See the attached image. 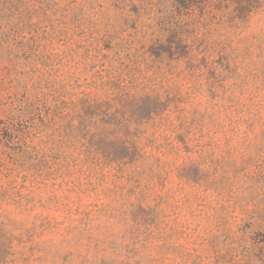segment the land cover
Listing matches in <instances>:
<instances>
[{
    "label": "clouds",
    "instance_id": "9594fccd",
    "mask_svg": "<svg viewBox=\"0 0 264 264\" xmlns=\"http://www.w3.org/2000/svg\"><path fill=\"white\" fill-rule=\"evenodd\" d=\"M28 7V23L48 39L17 64L26 75L13 83L27 99L14 98L0 115L13 125L12 176L43 156L51 171L91 173L113 192L96 239L73 247L41 227L55 210L54 188L4 182L0 242L10 255L0 264H65L70 251L78 255L69 264H264L250 239L264 230V0H31ZM12 9L0 0L6 57L23 38L8 35L17 23ZM173 36L185 54L169 43ZM54 54L57 62L41 69L39 58ZM26 104L40 108L43 123L22 111ZM114 148L136 155L114 159ZM137 203L156 210L152 222L133 219Z\"/></svg>",
    "mask_w": 264,
    "mask_h": 264
},
{
    "label": "rangeland",
    "instance_id": "374dc122",
    "mask_svg": "<svg viewBox=\"0 0 264 264\" xmlns=\"http://www.w3.org/2000/svg\"><path fill=\"white\" fill-rule=\"evenodd\" d=\"M10 2L13 5L10 17L14 18L17 23L12 25L8 35L13 39L17 37L23 38L19 39L17 43L19 51L14 56L9 51L7 57L11 58L8 59L7 64L0 63V115L3 114L5 106L14 98L20 102L27 99V91H17L16 89L20 87V84L19 82L13 83L17 76L26 75V73L18 70L17 64H26L27 61L31 60L35 50L40 46V42L48 39V36L44 31H41V28L37 24L28 23L33 18V14L28 7L31 0H10ZM74 2L75 0H73ZM217 7H220V5H217ZM77 15L78 13L74 12L73 20L77 18ZM7 18L0 11V25ZM33 32L37 33V35H33ZM169 43H175L176 51L185 54L183 46H179L178 40L174 36L169 38ZM104 47L107 49L109 45L105 44ZM157 50L165 51V48L161 45ZM169 55H171V51H169ZM7 57L0 50V61L5 60ZM39 60L41 69L46 68L49 61L53 63L57 62L55 54L48 57V59L40 57ZM62 103L67 102L63 101ZM146 108L147 105L145 104L143 111H146ZM24 110L29 113L30 118H33L32 114L36 113L41 123H43V116H39V107L34 104H26L25 109H22V111ZM85 111L87 113L91 110L86 109ZM47 114L48 110L45 109L44 115ZM0 125H5L0 127V189L4 188V182H8L9 187L18 184L22 189H27L37 182L41 185H48L54 188L58 194L53 204L55 210L51 213V219L45 217V221L42 222L41 227L46 233L55 237H70L71 239L68 242L73 247L91 244L96 239L93 232L100 228V225L96 222L108 215L106 203L109 194H112L113 190L109 189L100 180H97L91 173L85 175L83 171H80L79 174H76L68 168H64L63 171L57 169L53 172L50 170L49 160L43 156L29 157L31 163L29 164L27 173L13 177L11 173V167L14 164L13 153L17 151L16 146L10 143L13 139V134L9 129L13 125L11 121L5 122L3 119H0ZM101 141L95 142L97 148ZM124 150L122 148L121 152H124ZM189 171L190 174L196 175L195 169ZM129 180L131 182L132 178H129ZM139 184V181L135 182L136 186H139ZM128 193L133 194L134 188L128 189ZM5 194L4 192H0V197ZM49 199L50 201L53 200L51 197ZM155 211L154 208H146L142 203H137L132 209L131 215L133 219L147 224L153 221ZM89 225H93L94 227L90 228ZM246 227H250V225H246ZM250 239L253 242V246L257 249L256 259L264 262V230H257ZM8 255H10L9 249L0 242V261L5 260ZM77 255L76 252L70 251L63 254L62 259L65 261V264H69L72 257ZM221 259L228 260L229 258L221 257ZM100 264H108V262L101 258Z\"/></svg>",
    "mask_w": 264,
    "mask_h": 264
},
{
    "label": "trees",
    "instance_id": "16d2710c",
    "mask_svg": "<svg viewBox=\"0 0 264 264\" xmlns=\"http://www.w3.org/2000/svg\"><path fill=\"white\" fill-rule=\"evenodd\" d=\"M237 10L240 11V12H243L245 10V6L243 4H239L237 6ZM178 43H179V41H178ZM179 46L182 47L180 44H179ZM145 104L147 105V102H145ZM146 112H147V110L146 111H143L141 114L144 115V114H146ZM100 143H101V145H99ZM100 143L98 144L99 147L97 149L103 148L104 141L102 140ZM121 150H122V148H119V149L114 148L112 150V154L114 156V159H124V158H128L129 160H131L136 155V153L129 154L128 151H127V149H125L124 152H121Z\"/></svg>",
    "mask_w": 264,
    "mask_h": 264
}]
</instances>
